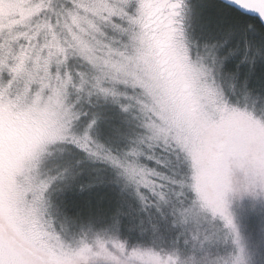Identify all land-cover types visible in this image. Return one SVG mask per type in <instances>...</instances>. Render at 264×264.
Returning <instances> with one entry per match:
<instances>
[{"label":"snow or ice","instance_id":"snow-or-ice-1","mask_svg":"<svg viewBox=\"0 0 264 264\" xmlns=\"http://www.w3.org/2000/svg\"><path fill=\"white\" fill-rule=\"evenodd\" d=\"M0 264H264V0H0Z\"/></svg>","mask_w":264,"mask_h":264}]
</instances>
